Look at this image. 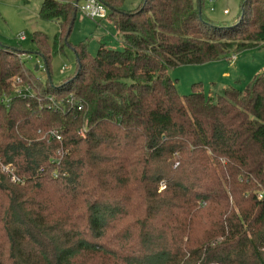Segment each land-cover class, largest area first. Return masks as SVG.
Masks as SVG:
<instances>
[{"label":"trees","instance_id":"trees-1","mask_svg":"<svg viewBox=\"0 0 264 264\" xmlns=\"http://www.w3.org/2000/svg\"><path fill=\"white\" fill-rule=\"evenodd\" d=\"M103 1L123 46L94 55L69 40L74 1H43L59 30H35V52L77 59L58 82L0 44V264H264V69L185 94L170 72L264 44V0L230 23L205 0Z\"/></svg>","mask_w":264,"mask_h":264},{"label":"rangeland","instance_id":"rangeland-1","mask_svg":"<svg viewBox=\"0 0 264 264\" xmlns=\"http://www.w3.org/2000/svg\"><path fill=\"white\" fill-rule=\"evenodd\" d=\"M43 1L0 0V39L26 50L23 57L37 77L46 80L50 73L53 81L58 82L65 76L75 73L77 59L72 47L66 43L64 51L53 56L49 71L44 57L35 52L36 44L33 41L35 30L41 29L46 32L51 44L59 30L57 19H45L40 16ZM142 1L124 0L123 7L132 9L141 4ZM225 8H228L229 12H224ZM241 8L242 0H205L203 11L205 16L216 22L230 23L239 18ZM21 33H26V39L19 37ZM69 40L72 43L86 41L93 55L103 43L114 48L123 46V34L109 17L95 19L80 9H78ZM66 65L68 68L63 72L62 67ZM263 69L264 44L234 53L230 59L223 58L203 63L180 64L171 68L170 72L176 79L179 91L185 94L192 90V84L196 81L202 82L208 93L220 90L227 83H234L243 88ZM163 183L166 181L163 180Z\"/></svg>","mask_w":264,"mask_h":264},{"label":"built area","instance_id":"built-area-1","mask_svg":"<svg viewBox=\"0 0 264 264\" xmlns=\"http://www.w3.org/2000/svg\"><path fill=\"white\" fill-rule=\"evenodd\" d=\"M75 5L78 7V9H80L82 12H84L86 15L95 18V19H103V18H107L108 14H109V6L108 4L103 1V0H73ZM213 8V7H212ZM224 12H229L228 8L224 9ZM19 37L21 39H26V33H21L19 35ZM2 43V40L0 39V44ZM68 68V66H63L62 67V71H66V69ZM14 84H15V93L18 94H27L28 92H30V85H25L23 84V80L22 77L17 75L14 78ZM73 100V95L72 98ZM4 100L7 105H9L10 102V97L9 96H4V98L2 99ZM83 106L79 105L78 109H82ZM86 130V127H83V129L81 130L82 132H84ZM49 135H51L52 137L57 138L58 140H62L63 139V135L62 133L57 129H52L49 133ZM6 168H8V166H6ZM16 178V177H14ZM161 188H164L166 186V183H163V181L161 182Z\"/></svg>","mask_w":264,"mask_h":264},{"label":"water","instance_id":"water-1","mask_svg":"<svg viewBox=\"0 0 264 264\" xmlns=\"http://www.w3.org/2000/svg\"><path fill=\"white\" fill-rule=\"evenodd\" d=\"M200 11H201V8H200ZM37 67H39L38 65H37ZM50 74V73H49Z\"/></svg>","mask_w":264,"mask_h":264}]
</instances>
